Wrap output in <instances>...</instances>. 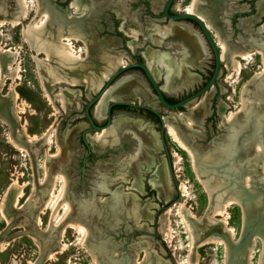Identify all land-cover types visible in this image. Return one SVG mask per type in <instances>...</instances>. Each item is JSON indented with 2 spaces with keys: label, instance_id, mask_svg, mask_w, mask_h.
I'll return each mask as SVG.
<instances>
[{
  "label": "rangeland",
  "instance_id": "374dc122",
  "mask_svg": "<svg viewBox=\"0 0 264 264\" xmlns=\"http://www.w3.org/2000/svg\"><path fill=\"white\" fill-rule=\"evenodd\" d=\"M11 1L12 0H0V4L3 5L2 11L4 10V13L0 11V18L6 20V23L0 25V47L3 49L10 48L11 50V52L8 53L0 50V69L2 71V75H0V102L2 101L5 103L6 114L9 115L7 123L6 120L0 118V202L4 193L9 192L10 197L5 209L7 215H9L11 219L9 222L10 224L8 223L10 228L3 230L7 223L0 214V240L8 241L4 249L0 251V264H30L31 261L37 264L40 252H43V250L45 255L41 264H102L103 262L101 263L100 257L104 260L107 258L106 261H109V255L121 264L126 262L131 264H193L194 262V264H227L228 256H230L231 261V251L242 244L245 238L247 239L250 237L246 235V229L243 230L241 226V206L236 203L231 204L223 216L226 225L232 228V235H228V233L224 231L222 232V225L220 223L222 216H214V219H216L214 223L216 224H211L214 219L211 214H208L209 198L196 178L191 166L190 156L185 150L178 146V143L173 136L170 135L165 124L163 128V141L166 150L170 153L169 155L166 154V150L163 148L159 136L160 129L162 128L161 124L149 119L146 120L147 118L143 116V112L140 109L135 107L128 108L127 112L129 113L116 110L112 112L111 120L115 116L124 115L128 118L140 119L144 121L143 123L151 121V129L157 134L160 149L156 151L147 149V152L154 158V166L158 165V163L160 164L162 158L164 159L171 184V196L166 199L165 193L161 187L154 188L151 183L148 182L154 177V166L147 168L148 166L140 162L143 168L139 166L138 172L141 170L139 174L142 178L143 192H139L137 187L133 186L135 174L132 173L131 170L126 171L128 179L112 181L104 188V184H102V182H104L103 180L106 178L112 180L115 176L114 178L109 175L103 176L102 170L99 169V164H104L107 161H110L112 164L122 163L124 158L136 153V146H138L136 139H133V136L129 132H125V134L120 137L117 146L110 147L103 152H95L89 143L90 149H92L90 156L87 155L83 145L78 144L82 131H87V134H93L95 132H100L111 124V121L107 124L105 116V118L101 120L96 119L97 121H95L100 128H96L94 131H88L87 129L91 128V125L84 115L86 104L101 91L106 82L105 80H107L110 75L103 81L100 89L96 92L85 86H70L71 84L65 82L54 84L51 89L54 94H56L60 88L80 91V95L77 97V101L80 103L79 108H72L68 112H64L60 108V103L56 100L55 104L59 107V112L55 115L52 106L43 96L42 87L35 70V59L33 58V54L40 59L44 58V54H36L28 42L21 36L23 26L29 25L35 18L34 16L39 15V18H41V12L38 14L36 0H28V17L25 21L22 20L23 22L21 21L18 25L11 26L7 21L8 17H15L11 9L13 8V1ZM49 1L61 9L69 7L66 9H69L71 17L81 15V12H74V8L69 4L72 0H67L66 2L63 0ZM175 5H179L181 9L188 7L186 6L185 0L181 3L177 2ZM85 11L86 10H84V12ZM93 11L97 13L92 16V19L94 30L99 32V37H119L121 39L120 43L115 46L114 50L122 53L121 56L124 65L133 62V53H131V50L128 49L126 45L127 41L132 39L130 36L127 37L123 32L119 31V28H121V21L124 20L128 23L125 18L126 15L116 19V25L113 21L115 20L114 17L119 16V13L124 11L128 14L126 17H129V21L132 22L131 26L136 30H143V33H145V26L151 24L149 16L144 12L145 10L141 7H128L124 10L117 7H98ZM89 13L90 12H88V14ZM144 22L148 23L143 25L142 23ZM98 27L100 28L99 30ZM150 41L148 35L139 41V44L136 45V50L138 52L135 54L140 56L146 49L157 50L159 53H168L167 55H169V53L182 52V50H180L181 48H177V46L173 47L171 45V48H167L164 47V44L157 46L152 42V45ZM75 49H78L77 51L83 55V46L81 42L75 43ZM15 50H18L16 55ZM257 54L258 53H255V55L253 54L249 58L241 60V68L238 72H229L228 69H225L222 80L218 81L219 85L213 87L211 98L214 99V102L208 105V113L205 114L199 122L192 124L189 129L192 133L189 138L190 144L194 150L196 149L195 151L206 152L209 149H216L213 145V140L221 134H227L228 130L226 131V129H222L219 126L223 116L217 113V106L221 99L226 102L225 104L231 105L230 108L228 106L224 113L225 115L229 114L231 111L238 112V110L241 109L242 86L251 78L254 72L261 70V58ZM206 59L212 61V57L207 56ZM143 61H146V59L144 58ZM17 63L20 66V78L17 80L18 84L15 86V79L13 80L8 73L13 71L12 67L15 68ZM205 64L208 65L209 63ZM9 65H11V69H9ZM160 71L162 72L163 69L160 68ZM191 71L199 73L197 69H191ZM203 71L206 72V69H203ZM132 73L134 72L127 71L122 75H129ZM163 76L164 74H161L159 79H157L159 84L164 83ZM201 83L202 79L195 82L193 86L188 89H182V91H168V93L183 97ZM12 87L17 90L20 96L17 103L18 107L24 106V112L19 114L20 119L17 121L8 108L12 102L9 96V91ZM220 88L223 89L221 94ZM136 93L130 95L127 99L135 103L139 100L141 103L153 107L163 116V119L171 116L172 113L183 112L186 114L189 112L187 106L181 107L178 110H167L158 103L157 98L151 94V91L150 94L153 96L151 98L149 95H145L142 92ZM212 99H210V101H212ZM111 102L112 101H109L107 106ZM197 102L198 100L196 99L191 103L197 104ZM94 105L90 106V111L93 110ZM262 122H264V118ZM83 123L85 126L72 137L73 145L65 144L62 141L64 132ZM51 126L58 128V140L59 143L62 144V152H58V154L56 145L57 139L54 138V133L50 128ZM22 127H25L28 134H34L37 137L47 129H51L48 137L49 142L44 143V140L41 139L37 141L32 148L29 143L25 142L23 135L18 134L21 133L20 130ZM262 132L264 133V129ZM10 138L14 140L16 138L18 142L27 145L29 147V152L17 150L10 143ZM173 152L179 155L177 163H174L172 157ZM28 153H31V156H29ZM48 153L52 155L49 159L47 158ZM45 163H47L51 171L55 169L57 163L62 165L64 177H66L68 182L67 196L71 203V207H73V211L71 216L68 215L60 221L64 213V207L62 202L59 201L58 196L61 182L60 179L55 178L53 180V184L55 185L54 195L51 197L45 213L41 214L40 228L35 229L33 223L34 215L39 213L44 202V199H38V190H35V188L38 185L39 179L42 180L44 178ZM33 165L37 170V179H35L33 173ZM120 171L123 170L121 169ZM15 178L20 183H27L24 189L25 196L20 200L19 208L11 206L10 202L15 187H11L10 190L7 188ZM99 184H102L100 186L102 188L99 187ZM243 187L247 189L249 184L247 186L243 184ZM226 189L229 188H225L224 190ZM118 190H121V193L136 195L139 205L143 208L147 207V213H149V215L143 216L139 218L138 222H135L121 207L117 206L113 209L111 199L113 196H117ZM28 198H30V201L35 200L37 202L36 206L32 208L30 215L22 211V207L25 206ZM83 207H88L87 209H103L102 215L94 217L89 220L88 223H98L99 226L102 225L103 228L105 227L104 230L97 231L95 228L89 226L87 221H84L85 219L78 216L77 210ZM54 208H57L56 217L51 216ZM167 209L170 210L169 226L172 231V241L170 240L169 242L165 239L164 231L162 230L164 220L161 218L162 214ZM25 216L28 217L25 218ZM192 216H194L196 220L193 219ZM205 216H208V218L203 219ZM198 219H203L202 222L209 223L207 224L209 228L206 227L208 228L206 232L198 230L202 225V223H199ZM74 220L84 221L83 224L86 226L87 233H83L81 230L76 231L75 228L69 227L65 229L62 238L58 240L57 235L60 225L65 221ZM194 224L197 226L196 228L198 231L196 228L190 231L191 227L189 225L194 226ZM33 229L34 232H31ZM19 230H26L25 232L28 234L37 233L41 242H43V249H39L28 234H24L25 232ZM212 230L221 232L223 236L221 242L207 243L194 249L193 246H197L196 242ZM240 233L242 238L240 237ZM260 233L252 234L253 236L249 239L248 246L254 241V248L250 255L247 254L248 246L245 248L246 253L244 254L243 264L259 263L261 250L264 249V237ZM48 235L52 236V239H50L47 244L43 241V238H46ZM58 242L67 245L66 250L61 253H58L60 250L58 249ZM49 248L52 249L55 254L53 255V259L47 260L46 255ZM88 250L96 255L98 263L93 261Z\"/></svg>",
  "mask_w": 264,
  "mask_h": 264
},
{
  "label": "bare ground",
  "instance_id": "6f19581e",
  "mask_svg": "<svg viewBox=\"0 0 264 264\" xmlns=\"http://www.w3.org/2000/svg\"><path fill=\"white\" fill-rule=\"evenodd\" d=\"M12 1L13 8L11 9L14 12L13 14L15 17L10 16L7 21L11 26H16L22 20L25 21L28 17L29 5L28 0ZM85 1L86 0H72L71 2L74 12H81V15H79L81 18H78L79 16L71 17L69 9H61L52 4L49 0H36L38 6L37 11L38 14L41 12V18H39V15L34 16L35 18L29 25L23 26L21 36H23L24 40L28 42L36 54H44L43 59H40L33 54V58L35 59V70L42 87L43 96L52 106L55 115L59 112V107L55 104L56 100L60 103V108L64 112H68L72 108H79L80 103H78L77 97L80 95V91H75L69 88H60L59 91L54 94L51 91L54 84L65 82L71 85L85 86L96 92L101 87L103 81L112 72L124 65L121 56L122 53L114 50L115 46L120 43V39L108 36L98 39L94 36L92 28L87 25L86 17L89 15V10ZM212 2H214V0H193L192 5L188 9L201 16H205L208 14L207 8L211 6ZM2 6L3 5L0 4V11L4 13V10L2 11ZM160 6L161 0H153L152 8L154 11H157ZM257 8L258 11L264 10V2H257ZM176 9L181 10L178 5L176 6ZM84 10L86 11L84 12ZM4 23H6V20L0 18V25H3ZM120 30L124 35L131 37L132 40L127 41L126 45L132 51L136 49V45L139 44V41L145 36L147 37V35L151 42L156 45L167 42L168 44L174 43L181 46L180 50H182L183 56L180 62L177 63L174 61L173 57L172 59L167 54L159 53L157 50L147 49L143 52L147 66L156 79H159L161 76L160 68L163 69L164 83L162 88L164 90L174 91L179 90L180 88H189L193 83L198 82L199 78L195 74L188 72L186 68L189 66H200V63L206 59L208 54L206 52V46L204 45L205 42L201 39L202 37L188 29L186 25L180 22H170L166 26L161 27L157 24L151 23L145 26V33H143V30H136L127 22L123 21ZM216 32L217 41L222 48L221 57L229 72H238L241 68V60L247 59L255 53H258L261 58V70L254 72L251 78L242 86L241 109L238 110V112L231 111L229 114L225 115L224 113L228 108L227 105L220 102L217 106L218 113L223 116L222 122L219 126L222 129H226V131L228 130L227 134H221L213 140V145L216 149L214 148L209 149L206 152H200L195 151L196 149L194 150L191 147L189 138L192 133L189 131L190 126L199 122V120L208 113V101L212 96V89L206 92L205 95L198 100L197 104L189 103L187 105L188 113H172L171 116L164 120L170 135L173 136L178 143V146L185 150L190 156L192 163L191 166L196 178L209 198L210 203L208 214H211L213 219L214 216H222V219H220L222 232H227L228 235L233 234L232 228L226 225L223 216L227 208L231 204L236 203L242 208L241 226L243 230L246 229V235L251 236L252 233L261 232L264 237V133L262 132L264 129V122H262L264 118V24L260 29H257L255 34V39L259 38L261 41L259 43L257 42L260 46L255 48V53L251 50L239 51L229 49L218 33V30H216ZM251 41L254 42L253 39ZM76 42H81L84 57L77 51L78 49H75ZM0 50L6 53L11 52L10 48L3 49L0 47ZM17 53L18 50H15V55ZM8 67L11 69V65ZM12 70L13 71L8 73V75H10L13 80L15 79L16 86L18 84L17 80L20 78L19 64L17 63L15 68L12 67ZM0 75H2V71L0 72ZM136 92H142L145 95H149L150 98L153 97L150 94L146 83L140 77L136 75H126L119 78L95 103L92 110L94 118L97 120L105 118L107 103L109 101L120 100L123 97L126 98L125 96ZM9 96L12 102L10 101L11 104L8 108L14 119L17 121L20 119L19 114L24 112V106L18 107L17 103L20 96L14 87L10 89ZM8 116L9 115L6 114L5 103L1 101L0 118L6 120L7 123ZM143 122L144 121L140 119L118 115L111 120V124L107 128L100 132L86 135V140L90 143L91 148L95 152H103L110 147L117 146L120 137H122L125 132H129L138 143V146H136V153L124 158L122 163L112 164L110 161H107L104 164H99V169L102 170L103 176L109 175L111 177L113 176V178L115 176L114 179L111 178L112 180L107 178L103 180L104 182H102V184H104V188L112 181L128 179L126 171L131 170V172L135 174L133 186H136L139 192H143L142 178L139 175V169L136 164L144 155L143 149H160L157 134L151 129V124ZM84 126V123L78 124L71 130L65 131L63 139L61 138L62 141L65 144H70L72 146V137ZM50 128L54 133V138L57 139V154L58 152L61 153L62 144H60L58 140V128H55L54 126H51ZM51 129H47L37 137L34 134H28L25 127H22L20 130L21 133L18 134H22L25 138V142L29 143L33 148V145L41 139L44 140V143L49 142L48 137ZM10 143L17 150L29 152V147L18 142L16 138L15 140L10 138ZM28 154L31 156V153ZM49 157H52V155L48 153L47 158L49 159ZM172 157L174 163H177L179 155L173 152ZM144 160L147 162V168L151 167L153 163L151 156H146ZM121 169L123 171H120ZM33 171L35 179H37V170L34 165ZM63 173L64 170L59 163H57L53 171H51L47 166V163H45L44 178L42 180L39 179L38 185L35 188V190H38V199H44L41 210L34 215L33 223L35 229L40 228L41 214L45 213L49 201L54 195L55 185L53 184V180L55 178L60 179L61 182L58 196L59 201L62 202L64 207V213L62 214L60 221L68 215L71 216L73 207H71V203L67 196L68 182ZM153 174L154 177L151 178L149 182L154 188L161 187L165 193L166 199H168L171 196V184L163 158L161 159L160 164L158 163V165L153 167ZM102 184H99V187ZM243 184H245V186L249 184V187L246 189V187H243ZM13 186L15 187V191L13 192L10 201L11 206L19 208V202L25 196L24 189L27 186V183H20L15 178L7 188L10 190ZM225 188L229 189L224 190ZM117 193V196H113L111 199L113 209L117 206L121 207L135 222H138L139 218L149 215V213H147V207L143 208L139 205L136 195L131 193H121V190H118ZM9 197V192H5L0 202V214L7 224L11 220L5 209ZM36 204L37 202L35 200L30 201V198H28L25 206L22 207V211L27 213V215H30L32 208L35 207ZM87 208L83 207L77 210L78 216L85 219L84 221H87V223L94 217L102 215L103 209ZM56 212L57 208H54L51 216H55V214H57ZM169 212L170 210L167 209L161 216L164 220L162 230L164 231L165 239L168 242L170 240L172 241V231L169 226ZM208 216H205L203 219H207ZM26 217L28 216H25V218ZM192 218L196 220L194 216H192ZM198 220L199 223L204 225H201L198 230L206 232L209 228L207 226L209 223L202 222L200 219ZM215 221L216 219H214L211 224H216L214 223ZM83 222L81 220L65 221L58 228L57 239H61L65 229L69 227L75 228L76 231L81 230L83 233H87L86 226ZM189 226L191 227L190 231L197 227L195 224L194 226ZM28 235L39 249H43V242H41L37 233ZM222 238L223 236L221 235V232L212 230L203 238L201 237V239L196 242L197 246L195 247L194 245L193 248L195 249L211 242H221ZM50 239H52V236L48 235L46 238H43V241L48 244ZM7 243L8 241L6 240H0V251L4 249ZM247 246L248 244L242 250L237 246L231 251V264H243L244 254L246 253L245 248ZM66 248L67 245L65 243L58 242V249H60L58 253L63 252ZM253 248L254 241L248 246V255L252 253ZM88 251L91 254L90 256L93 261L98 263L96 255L92 251ZM54 254L55 253L52 249L49 248L46 259H53ZM30 264H34V262L31 261ZM258 264H264V249L261 250Z\"/></svg>",
  "mask_w": 264,
  "mask_h": 264
},
{
  "label": "flooded vegetation",
  "instance_id": "af4514ba",
  "mask_svg": "<svg viewBox=\"0 0 264 264\" xmlns=\"http://www.w3.org/2000/svg\"><path fill=\"white\" fill-rule=\"evenodd\" d=\"M63 1L66 2L67 0H63ZM183 1L184 0H181V1H179V0H171V2L169 4V7H168V13L169 14H174V13H182V12L189 13L190 12L192 14H197L196 12L190 11L188 9L192 5L193 0H185L186 6H188V7L187 8H182L181 10H177L176 9V6L177 5H175V4L177 2H180L181 3ZM259 1H263L264 2V0H214L215 3L212 2L211 6H209L207 8V10H208L207 13L210 16L208 14L205 15V16H201L200 14H197V15H199V17L201 18V20L207 25V28H208L209 32L211 33V35L213 36V38L215 40H217V32H216V30H218V33L223 38L226 46L229 49L239 50V51L251 50L254 53L255 48L257 46H260V45H258V43L261 42L259 38H256L255 39V34L257 32V29H260L263 26V24H264V10L258 11V8H257V2H259ZM71 2H69V4H71ZM85 2L88 5L89 12H90L89 15L86 17V23H88L87 25H89L92 28V30L94 32V36L96 38H98V39H100L99 32L94 30L93 19H92V16H94V15L97 14L93 10H95L98 7H107V8H109V7H117V8H120L122 10H124V9H126L128 7H133V8L134 7H141V8H143L145 10L144 12L146 13V15L149 16V19L151 20V23L157 24V25H159V26L162 27V26H166L165 24L168 21L167 19H162V17H163L162 9L164 7V4H165L166 0H161V6H160V8H159L158 11H154L153 8H152L153 0H86ZM66 8H69V7H66ZM123 15L128 16L127 13H125L124 11H121V13H119V16L114 17L115 20L113 22H114L115 25L117 23V20L116 19H118L119 17L122 18ZM126 16H125V18L127 19L128 24L131 25L132 22L129 21L130 18L129 17L127 18ZM78 18H81V17L79 16ZM123 21H121V22H123ZM145 21H147V20H145ZM121 22H120V25H121ZM146 23H148V22H144L142 24L144 25ZM173 23H175V22H173ZM180 23H183L184 25H186L188 27V29H190L191 31L199 34L202 37L201 39H203L204 42H205L204 45L205 44L207 45L208 51L210 52V55H208V57H212V61H209V60L206 59V60H204L200 64V66H197V67H194L193 68V69H197V71L199 72L200 79H202V83L200 85H197L196 88H193L192 87L193 90L190 93H187L185 96L181 97V96H178V95H175V94L168 93V91L165 92V94H164L165 99H166V97L167 98L173 97L175 99V102L174 103L180 101L181 99H183L187 95H189V94L197 91L198 89L202 88L203 86H205L207 84V82L210 80V78H211V76H212V74L214 72V69H215V60H214L213 50L209 46V43L207 42V39H206L204 33L202 32L201 28L199 27V25L193 19H191V18L184 19ZM210 23L211 24L213 23V24L211 25ZM99 29L100 28L98 27V30ZM119 31L122 32L120 30V28H119ZM108 37H111V36H108ZM112 37H115V38L120 39L117 36H112ZM249 38H250V40H249ZM252 39H253L254 42L251 41ZM162 44H164V47H167V48L170 47L171 48V43L168 44L167 42H163ZM154 45H156V44H154ZM157 46H159V45H157ZM172 46L173 47L177 46V47L181 48L180 45L174 44V43L172 44ZM207 47H206V52H207ZM218 48H219V52L222 53V48H221V46H219V43H218ZM158 50H160V49H158ZM137 52L138 51L136 49L134 50V52H132V50H131V53H133L132 55H133V58H134V61L133 62L134 63L144 62L143 61L144 60V56L141 55V54H140V56L136 55L135 53H137ZM207 54H208V52H207ZM257 55H259V54H257ZM168 56L170 58L173 57L174 58V61L177 63V62H180V60H181V58L183 56V53L182 52H176V53L174 52V53H169ZM205 63H209V64L207 65ZM119 68H121V67H119ZM203 69H206V72L203 71ZM225 69H227V67L225 66L224 60L221 59L219 73H218V76L216 78V81H215L213 87H215L216 85H219L218 81L222 80V77H223V74H224V70ZM127 71L134 72V73L129 74V75H136L138 77L140 75L142 78H145L146 79V76H145V73H144L143 69L141 67H139V66H134V67H131V68H129V69L121 72L120 74H118L105 87L104 85H106L107 81L109 80L110 76L112 75V74H110L109 78L107 80H105L106 82L104 83L103 88L101 89V91H102L101 95L105 92V90H107L111 85H113V83L117 79H119L121 76H126V75H122V74L124 72H127ZM200 79L198 81H200ZM148 85H149V87L151 89L150 84H148ZM70 86H73V85H70ZM213 87H212V90H213ZM150 91H151V94H152V92L154 93V90L153 89H151ZM222 92H223V89L220 88V94ZM133 94H135V93H133ZM130 95H132V94H130ZM130 95L125 96L126 98L123 97L120 100L129 101L127 98ZM152 95L155 96L154 94H152ZM214 95H213V97H214ZM94 98H92V99H94ZM99 98L97 100H99ZM210 99H212V98H210ZM210 99L208 101L209 102V105L210 104H213V102H214V99H212V101H210ZM91 100H89L88 102H90ZM157 101H158V103L161 104V102L158 100V98H157ZM139 102L141 103V101H139ZM220 102L226 103L222 99L220 100ZM95 103H93L92 105H94ZM142 104H144V103H142ZM114 105H124V104H113L111 106V108H110V114H112V112H114L116 110H122L123 112H127L128 111L127 110L128 108H133V107H130V106H127V105H124L126 107L113 108ZM144 105H146V104H144ZM226 105H227V107L229 106V108L231 107V105H229V104H226ZM146 106L147 107L137 108V109H140L143 112V116L145 118H147L146 120L149 119V120H151L153 122H156V123L161 124V126H162V123H161V120H160V115L161 114L158 111L156 112V111L152 110L151 108H153V107L148 106V105H146ZM148 111L152 112V114H150ZM90 112L92 114V111H90ZM127 113H129V112H127ZM217 113H218V111H217ZM84 115H85V109H84ZM85 118L88 120V118L86 117V115H85ZM95 121H97V120L94 119V122ZM95 124L98 126L97 122H95ZM91 128H92V125H91ZM91 128H88L87 130L89 131ZM99 128H100V126H99ZM83 132L84 131H82V133L80 134V138H79L78 144H82L83 147H84V149L87 152V155L90 156V154L92 152V149H90V145H89L88 141L86 142L84 140ZM85 132H86V135H87V131H85ZM147 149L148 148L143 149L144 155H143V157L140 158V160L136 164L137 167L141 166L142 163L147 166V162L144 160V158H146V156L147 157L150 156L149 153L147 152ZM151 150H153V149H151ZM153 151H156V150H153ZM151 158L153 159V163H152V165H153L154 164V158L152 156H151ZM141 168H143V166H141ZM7 226H9V224H6V226L4 227L3 230L7 229ZM16 227H18V226H16ZM19 231L25 232L26 230H19ZM31 232H34V229ZM24 234H28V233L25 232ZM40 254H41V252H40Z\"/></svg>",
  "mask_w": 264,
  "mask_h": 264
},
{
  "label": "water",
  "instance_id": "95a60500",
  "mask_svg": "<svg viewBox=\"0 0 264 264\" xmlns=\"http://www.w3.org/2000/svg\"><path fill=\"white\" fill-rule=\"evenodd\" d=\"M170 2H171V0H166V2L164 4V7L162 9V12H163L162 19H167L168 20L165 25L169 24L170 22L171 23H173V22H182V20L187 19V18L193 19L199 25V27L201 28L202 32L204 33V35H205V37L207 39V42L209 43V46L213 50L214 60H215V69H214V72H213L210 80L207 82V84L205 86H203L202 88L198 89L197 91L187 95L186 97H184L180 101H178L176 103H169V102L166 101L165 96H164L166 90H164L162 88L163 84H159L157 82V79L154 77V75L151 73L150 69L148 68L146 61H144V62H141V63L131 62L129 64H126V65L122 66L121 68H119L117 71H115L110 76V78L107 81L105 87L111 82V80L113 78H115L121 72H123V71H125V70H127V69H129L131 67L139 66V67H141L143 69V71L145 73V76H146V79L142 78L140 75H139V77L146 83L149 91L151 89L154 90V93L152 92V94H154L158 98V100L161 102L163 107L166 108L167 110H178L181 107H186L193 100H196V99L199 100L203 95H205L206 92H208V91H210L212 89V87H213V85H214V83L216 81V78L218 76V73H219V68H220V63H221L222 57H221V53L219 52L218 41L213 38V36L211 35V33L209 32V30L207 28V25L201 20L199 15L192 14V13H187V12L169 14L168 13V7H169ZM206 47H207V45H206ZM207 52H208V55H210V52L208 51V47H207ZM141 55H143V52L141 53ZM193 68H194V66H189V67L186 68V70L188 72L192 73V74H195L200 79V74L199 73L191 71V69H193ZM161 74H164V71H162ZM121 77H123V76H121ZM148 84H150L151 89H150ZM193 84L191 86H193ZM182 89L185 90V89H188V88H180L177 91H182ZM101 93H102V91L94 99H92L90 102H88L87 105L85 106V115L88 118L89 123L92 125V128L90 129L92 131H94L96 128H99V126H97L95 124V122H94L95 118L91 114L89 109H90V106L97 101V99L100 97ZM113 104H124V105L130 106V107H135V108L147 107L146 105L140 103L139 101L137 103H135L134 101H123V100L112 101L110 104H108V106L106 108V111H107L106 112V122H107V124H109L110 121H111L110 108H111V106ZM151 109L156 111L154 108H151ZM160 120H161V123H162V128H161V130L159 132V135H160L161 144H162L163 148L166 150V147H165V144H164V141H163V128L165 127V122H164L163 116H161V115H160ZM148 123H150V121H148ZM83 135H84V140L87 142V140H86V132L85 131L83 132ZM166 154H169V152L167 150H166ZM89 226H91L92 228H95L97 231L104 230V228H105V227L103 228L102 225L99 226L98 223H91V224H89ZM9 228H10V226H7V229H9ZM258 233H260V232H258ZM252 234H254V233H252ZM251 236L249 238H247V239L245 238L243 243L239 245L240 250H242L243 247H245L248 244V241L251 238ZM94 237H96V236H94ZM240 237L242 238L241 233H240ZM44 255H45V252L43 250V252H41V254L39 256V260H38L37 264H41V262L43 261ZM100 258L99 259L101 260V263L103 262L102 264H121V263H119L116 259H114L110 255L108 257L109 261H106L107 258H105V260L102 259V257H100ZM124 264H131V263H127L126 262ZM227 264H231L230 256H228Z\"/></svg>",
  "mask_w": 264,
  "mask_h": 264
},
{
  "label": "trees",
  "instance_id": "16d2710c",
  "mask_svg": "<svg viewBox=\"0 0 264 264\" xmlns=\"http://www.w3.org/2000/svg\"><path fill=\"white\" fill-rule=\"evenodd\" d=\"M166 100L169 102V103H174L175 102V99L173 97L171 98H167L166 97ZM120 107H126L124 105H114L113 108H120ZM150 114H152V112L148 111Z\"/></svg>",
  "mask_w": 264,
  "mask_h": 264
}]
</instances>
